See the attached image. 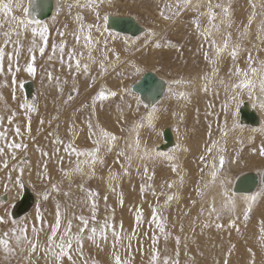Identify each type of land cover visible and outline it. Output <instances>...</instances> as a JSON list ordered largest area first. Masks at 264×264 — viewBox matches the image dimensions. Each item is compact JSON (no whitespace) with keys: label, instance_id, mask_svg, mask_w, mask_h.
<instances>
[{"label":"snow or ice","instance_id":"snow-or-ice-1","mask_svg":"<svg viewBox=\"0 0 264 264\" xmlns=\"http://www.w3.org/2000/svg\"><path fill=\"white\" fill-rule=\"evenodd\" d=\"M111 2L112 0H58L56 16L66 13L74 27L70 28L69 23L63 24L62 29H55L57 39L50 42V26L33 14L31 0H0V77L5 78L4 87L9 86V76L12 85H15L16 75L21 71L36 78L39 67L41 79H46L49 85L55 87L64 106H70L80 94L77 87L79 78L89 81V88L99 85L88 102L76 109L77 113L89 110L82 123L87 129L86 138L92 145L90 148L77 146L76 138L84 129L78 128L74 117L67 123L66 135L61 136L58 115L47 121L44 138L48 143L43 147L37 144L32 129L33 114H38L39 111L35 97L31 103L28 100L20 103L19 111L8 109L5 105L4 111L10 114H0V173L4 174L5 192H10L11 188L17 186L23 189L25 174L31 176L35 169L36 176L44 185L40 200L47 202L52 198L55 201L51 212H46L42 203L37 202L31 223L17 219L14 212L9 211L14 205L4 207V202H0V226H4L0 229V264H89V258L85 256L86 244L101 251L110 247L111 264H136L137 252L142 258V264H181L182 247L185 250L183 254L188 255V234L185 233L184 224L170 222L168 213L173 202L181 199L180 192L185 187L188 176L178 163L179 153H186L189 149L178 144L174 154L166 155L154 153L146 145L142 147L140 129L145 127V121L148 127L152 126L157 114L155 105L146 114L139 115L130 122L127 137H121L105 130L98 123H93L98 105L103 106L114 98L119 97L122 102L117 107L119 119L124 122H128L125 109L129 115L139 113L141 104L140 99L136 98V106L133 108L131 103L125 101L124 90H111L102 83L110 70L115 71L116 64L121 60L120 54L109 47V40L116 36L108 32L107 15H101L102 6ZM248 4L251 12L247 22L240 25H235L231 0H162L158 8L159 18L173 24L185 12L195 13L190 24L193 34L200 39L199 50L207 64V69L200 75L202 85L199 91L218 99L220 92L213 85H219L225 94V99L220 104V113L215 111L216 105L213 102L209 101L206 105V118H217L222 114L225 119L222 127L217 124L218 138H213L214 120L207 123V141L197 164L200 175L193 185L195 198H189L192 208L199 203V210L189 224V233L192 235L196 234L197 227L201 230L200 234L207 229L215 228L220 231L225 227L239 232V222L242 220L247 224L252 203L258 195L242 198L246 207L241 214H238L239 204L235 193L227 189L221 192L219 207L214 196L207 198L212 187L219 184L223 188L221 177L227 160L221 140L229 134L227 116L230 103L238 102V97L247 93L248 98L254 101L253 107L258 103L259 108L264 111V59L253 55L254 50L258 51L264 45V0H261L259 8L254 0H248ZM201 17L207 19L204 26ZM254 24L256 42L252 43L250 49H246L243 41L251 35L250 29ZM234 25L237 28L236 42H232L230 31ZM222 29L225 31L222 32ZM219 35H223V40L218 43L216 37ZM158 36L156 31L147 30L144 46L153 44L155 48L176 47L170 41H164L162 45V37L157 39ZM245 54L246 67L242 68L239 61ZM225 56L231 59L232 65L227 71V80L220 76V66ZM38 60L43 63H38ZM57 65L59 74L54 75L53 70ZM131 68L137 73L140 71L134 64ZM69 85L65 96V88ZM174 86L187 89L194 87V82L181 78L168 84L170 97L177 102L183 101L184 107L191 104L195 93L175 91ZM0 100H3L2 95ZM144 107L148 109L149 105L145 104ZM45 123L43 118L39 120L41 130L45 129ZM120 131L124 132L125 129L121 127ZM260 131L264 132V128ZM121 140L124 142L122 148L118 147ZM30 145L41 157L35 165L29 157ZM111 153L115 155L113 165H119V170L114 171L108 166L107 191L101 195L99 191L86 187L85 180L94 177L98 167L101 170L106 167L105 156ZM259 155L264 157V147L259 150ZM160 157L172 161L171 171L178 179L165 181L160 185V191H157L153 183L155 172H150L149 164H154ZM52 162H55L60 174L58 181H53L50 175L49 164ZM65 163L69 167H64ZM134 165L136 175L144 181L139 186V192L141 200L148 203L150 213L145 215L143 203L134 205L129 209L133 213L132 226L125 228L123 220L116 221L115 209L108 201L110 194L115 195L119 205L124 206V194L118 189L125 178L131 179ZM74 176L81 178L82 182L77 188L82 195L72 200L70 192L64 191L63 195L67 199L62 203L56 197L62 192L63 182H71ZM146 194L154 198V203L146 201ZM101 200L104 204L102 218ZM189 215L190 211H183L180 220ZM226 215L228 221L225 225L223 220ZM161 241L163 248L160 247ZM169 242H174L173 253H169ZM235 247V244L231 245L222 264H230L228 257ZM259 250L264 253V225L260 227ZM247 252L250 256L248 264H257V252L251 247ZM145 256L147 259L143 260ZM91 264H96V261L92 260Z\"/></svg>","mask_w":264,"mask_h":264},{"label":"rangeland","instance_id":"rangeland-1","mask_svg":"<svg viewBox=\"0 0 264 264\" xmlns=\"http://www.w3.org/2000/svg\"><path fill=\"white\" fill-rule=\"evenodd\" d=\"M162 0H112L110 4H105L101 8V15L104 16L105 14H115L116 16H135L137 20L146 28L152 29L156 31L159 36L157 39H161V43L163 45L164 41H170L172 44H174L176 47H166L162 46L161 48H155L153 44H149L147 47L144 46L145 37H142L141 39H138L134 42H127L125 40L115 38L109 40V47H112L120 54L121 60L119 63L115 66V71L110 70V73L108 75V78L106 79V82L110 85V82H115V86L119 88H127L128 86H131L134 84L139 75L143 73L139 71V73L135 72L134 69L131 68V65H136L137 68L140 70H146V71H153L159 78L164 77L168 79L169 81L175 80V79H193L195 76H199L202 74L203 70L207 69V64L203 59V54L199 50V43L200 39L196 37L193 34V28L190 24V20L195 18V13L192 12H185L181 15L180 18L176 20V22L173 24L172 22H165L161 20L158 16V8L161 6ZM233 6L236 8V11L233 14V18L235 21V25H240L241 23L247 22V17L251 12V7L248 4V2H242L241 4L237 5V3H234ZM19 14V13H16ZM61 20L55 21L54 23H48L50 26V42L53 39H57L55 29L61 28L63 24L69 23L70 28L74 27V25L71 24V18L66 16V13H62ZM94 18V17H90ZM201 23L202 26L206 25L207 19L206 17H201ZM233 26V28L230 30L232 32V42L237 41V28L236 26ZM224 30H222L223 32ZM219 40L222 42L223 35L217 36ZM255 30L253 27L251 28V35L243 41V46L246 49H250L252 43H255ZM262 46V50L258 51L257 55L259 58L264 57V45ZM207 49V46H205ZM256 53V50L253 51V55ZM110 58L111 57V54ZM245 56H242L239 64L240 66L246 67L245 63ZM114 59V58H113ZM121 61L127 62L125 64H122ZM24 61H21V64L23 65ZM38 63H43V61H39ZM231 59L227 56H225L222 60L221 66H220V74L223 73L224 75L227 74L228 69L231 67ZM118 73H123V75H118ZM53 74L57 75L59 74V67L57 65L56 69L53 70ZM42 72L40 68L38 67L37 70V76L36 78H32L27 75V73L21 71L20 73H17L16 75V84L12 85L11 83V77L9 76L7 79L9 81V86L4 87L3 81L4 77H0V95L3 96V100H0V114H4L5 116L10 114L8 112L4 111L5 105H7L8 109L18 110L19 111V104L22 103L24 100H28L30 103L33 101V98L35 97L38 100L39 104V111L38 114H33L32 117V129H33V135L36 137V143L40 146H45L48 141L45 140V143H43V140L45 139L46 130H47V121H49L53 116H59L60 120V133L61 136L64 137L66 132L67 123L71 121V118H75L76 124H80V127L84 129V131H87L86 126L82 123V120L84 119L87 114L77 113L75 109H77L82 103L88 102L91 95L96 92L97 85H93L91 88H86L87 83L89 81L79 78V87L80 94L75 98V100L72 102L70 106H64L62 104V98L59 96V93L56 91L54 86H51L48 84L46 79H41ZM162 79V78H161ZM30 81L33 84L34 92L29 96L25 97V93L21 90L20 84L24 81ZM70 88V85L65 88V96L67 95L68 89ZM13 92L15 95V99H13ZM93 92V93H92ZM92 93V94H91ZM131 94H133L130 91ZM91 94V95H90ZM90 95V96H89ZM134 95V94H133ZM245 93L242 94L243 97H245ZM125 98H128L129 96L127 94H124ZM137 97V96H136ZM135 98V97H134ZM225 99L219 95V98H215L213 96H205L206 103L204 106L207 105L209 101L213 102L216 105L215 111L217 113H220V104L221 101ZM128 103V101H126ZM133 102V108L136 106V101ZM175 105H178L177 100L174 98L173 101ZM172 102H163V103H157V114L156 119L153 121V124L151 127L147 126V121H145V127L140 129V134H142L143 142L151 143L152 141L156 140L157 133L162 127H168L173 126L176 128V131L180 134V136L186 137L188 141L190 142L191 147L194 149L195 154L192 156V160H194L191 168L189 169L188 176L186 178V181L189 183V189L185 186L183 188L182 194H180L181 199L178 202H173L171 209L169 210V219L171 221H177L182 222L185 227V233H189V224L192 219V217H195L198 210H199V203L196 205L195 208H192L190 205V197L195 198V193L193 191V185L195 184L196 180L199 178V171H198V160L200 154L203 152L205 143L207 141V129L199 130L201 128H205L204 125L196 122V128L197 130L194 132L190 129V122L192 121V114L194 110L200 109L198 98H195L193 106L190 108V111L188 113H180L177 110V106L174 108L172 107ZM122 102L119 100H115L112 103L99 106L98 107V117L102 121L103 125H105L107 128H109L112 132L115 134L123 137L125 132L127 131L130 122L134 118H138L139 115L146 114L148 109H145L143 105L140 104L139 113H133L132 115H129L128 110L125 109V118L128 122L121 121L119 119V111H118V105H120ZM59 109V111H57ZM75 111V114L73 112ZM175 113V115H173ZM239 114V107L233 109V107L230 106L229 114L227 116V121L231 120H240ZM202 112L198 111L197 116L193 118V121H197V119H201ZM181 116L183 119L181 120ZM257 116V115H256ZM113 117V118H112ZM43 118L45 120V129L41 130L39 125V120ZM118 118V121L115 119ZM224 116L221 114L217 118L213 117H205L206 125L210 120H214L213 122V138H218L219 133L217 132V124L219 126H223L224 124ZM258 119V117H257ZM259 123V121H258ZM234 124V122L231 123ZM200 125V127H198ZM55 126V122L53 124V127ZM123 127L125 129L124 132H121L120 129ZM241 127L247 129L252 128L248 125H241ZM39 128V130H38ZM151 130V131H150ZM204 131V132H202ZM85 134V135H84ZM83 140L80 142V145L82 146H88L91 145V142L87 140L86 132L82 133ZM162 139V135H161ZM163 141V139H162ZM198 141L204 142L202 145V148L198 149ZM44 144V145H43ZM237 146H241L238 149V161L237 163L241 162V166L238 167V170H235V168H228L227 165H225L223 174L221 179L223 180V188L220 187L219 193H221L224 189H227L230 191L232 189L233 183L235 179H237L239 176L246 174V173H254L259 178V185L262 184L261 182V175L264 172V157H261L259 155V150L264 147V135H260V139L257 140V137L254 138V142L251 145L247 144H236ZM118 147H121V141ZM122 148V147H121ZM30 152L34 154V159L32 160L33 165L38 163L41 159L39 153L36 152L34 147L30 148ZM111 156L107 154L106 160V167L102 170H106L108 166L114 167L116 166V171L119 170V165H113V161L115 159L114 153L110 154ZM227 158V156H226ZM112 159V160H111ZM250 162H255L256 168L252 169V165H246ZM171 163L172 161H168L166 159L163 160H157L156 164L150 163L149 169L150 172H155V178H154V186L156 187L157 191H160V185L163 184L165 181H171V179L175 176V174L171 171ZM51 166H54L56 168L55 162H52L49 164V168ZM247 167V168H246ZM195 169V171H194ZM57 170V168H56ZM226 170L231 173V177H226ZM35 169L33 171V174L31 176H28L27 173L24 176V183L25 179H28L27 186L25 184V188L27 187L29 190H33V192H42L44 189L43 183L40 181V179L35 174ZM15 175V174H14ZM53 181H58L59 175L51 174ZM231 179V187L227 186L226 180ZM99 178H90L86 180L87 187L99 191L102 194V187L99 183ZM94 181V183H92ZM142 179L136 175L135 173V167L133 168L132 177L131 179L125 178L121 182V186L118 189V191H122L124 194L125 204H129V206L124 209V207H121L118 205L116 211H115V218L116 221H120V217L117 219L118 216H121L123 213H126L128 219L124 222L125 228H130L132 226L133 221V213L129 210L136 204L143 203L145 215L148 216L150 213V209L148 208V203H145L141 200L140 192H139V186L141 183H143ZM4 183V174L0 173V202L4 196L6 197L9 193L12 197V200L7 203V205H4V207H7L9 204L14 205V208H9V211L14 212L15 217L19 220H27L29 223L32 222L33 216L35 213L34 208V200L31 207L26 210L24 213H17L18 208L21 207V199L24 194V188L20 189L18 186L11 188L10 192H5L3 188ZM69 183H71V187H69ZM80 184V181L78 179H73V181L69 182L68 180H65L62 184V192L59 196L56 197L60 202H65L66 197L63 195L64 191H68L71 194V199L75 200L78 196L82 195L77 185ZM31 188V189H30ZM27 192L30 194L31 192L27 190ZM258 194V195H257ZM55 195V194H54ZM257 195V199L255 202L252 203V211L250 213V219L247 222V224H242V229L237 232L235 230L228 231L226 228V233L217 232L215 233V228L204 230L203 234H200V228L197 227L196 234L192 235L191 233L188 234V244L189 247L187 249L188 254L193 248H198L197 250L200 252L201 256L204 258L213 261L218 260L219 264H222L223 259L225 258L228 249L226 245L229 241L231 243L232 239H236L238 242V245L240 248L244 249L247 247L248 243L254 242L256 237L250 236L246 238L244 236V232H248V227L255 223L257 220L259 224V227L256 228L254 224V229L251 232H256L260 234V227L264 224V214L261 212L260 207L262 205V202L264 201V188L261 190V187H257V192L254 194ZM32 196V194H31ZM34 199V196H32ZM147 202L154 203V198L150 194H146L145 197ZM163 200V197H161V201ZM42 208L46 210V212H51L54 206L55 201L50 198L47 202H42ZM103 201L101 200L100 208H104V204H102ZM109 205H115L118 203V197L115 195H109ZM124 204V205H125ZM33 206V207H32ZM207 207V205H206ZM190 211L189 217L183 218L182 221L180 220L181 213L183 211ZM104 212V210H103ZM189 221V224H188ZM228 217L227 215L224 217L223 222L225 225L227 224ZM4 226H0V229H3ZM176 231V230H174ZM239 234L238 233H241ZM163 241H161L160 247L163 248ZM208 247V251L206 254L202 253V250L204 247ZM147 247V244L145 245ZM169 250L174 252V242H169L168 244ZM181 253L183 255L184 249L181 248ZM223 250H225V253H223ZM235 249H232L231 255L228 257L230 260V264H248V261L250 259L249 253L242 254V252L239 251V254L236 257L234 252ZM139 254V253H138ZM181 255V260H182ZM188 259L191 261L199 262L200 257L198 256H188ZM264 264V260H263Z\"/></svg>","mask_w":264,"mask_h":264},{"label":"bare ground","instance_id":"bare-ground-1","mask_svg":"<svg viewBox=\"0 0 264 264\" xmlns=\"http://www.w3.org/2000/svg\"><path fill=\"white\" fill-rule=\"evenodd\" d=\"M248 2V0H231V3L232 5L234 3H237V5L241 4L242 2ZM33 2L34 0H31V6L33 5ZM53 2V11H52V14H51V17H49L48 19H45L43 20V22H47V23H54L55 21H58V20H61V15L62 13L59 15V16H56V13H57V2L58 0H52ZM195 2V0H194ZM213 2H216V0H213ZM254 2L257 4L258 8L259 6L261 5V0H254ZM204 10V9H202ZM236 11V8L233 6V14L234 12ZM34 14V13H33ZM107 16H113L115 17L116 15L115 14H105ZM56 16V19L53 20V17ZM131 17V16H130ZM132 18L137 22V24L139 26H141L143 28V31L142 33H140L139 35L137 36H130V35H124V34H120V33H117L115 31H112L111 29H109L107 27V24H106V27L108 29V32H111L113 34H115V36L119 39H122V40H125L127 42H134L138 39H141L142 37H145V34H146V31L149 30L148 28L144 27L138 20L135 16H132ZM254 30L255 29V24L252 26ZM224 30V29H222ZM225 31V30H224ZM250 32H251V29H250ZM105 35H107V33H105ZM218 43L221 42L219 40L218 37H216ZM262 49V46L259 47V50L260 51ZM258 51H256V53L254 54V56L257 55ZM260 59H264V57L260 58ZM122 64H125L124 61H121ZM245 68V67H243ZM143 73L141 75H139L138 79L139 80L142 75L146 72H152L154 73L153 71H146V70H140V72ZM155 74V73H154ZM156 75V74H155ZM157 76V75H156ZM220 76L224 77L226 80H227V75H224L223 73L220 74ZM158 77V76H157ZM108 78V76L105 78L104 81H102V83H104L109 89L111 90H117V89H122L124 90L123 94H127L129 97L128 98H125V101H128V103H131L133 104L132 101H136V98H139V96L135 93H133L131 91V86H128L127 88H119V87H116L115 86V82L111 81L110 82V85L106 82V79ZM159 78V77H158ZM162 78V79H161ZM160 79L164 82V87H163V95L162 97L159 99V101H157L156 103H153V104H150V103H143L141 100V105H149V108H148V111L151 110V106L152 105H157V103H163V102H172L174 98L170 97L169 95V92H168V84H169V80L164 78V77H161ZM192 81L194 82V87L192 88H183L181 86H174V90L175 91H192L195 93V95H193L192 97V103L187 105L186 107L183 106V101H180L178 102V105H175L174 102H172V107H176L178 112L180 113H188L190 111V108L193 106L194 104V101H195V98L197 97L198 98V101H199V105H200V109L199 111L202 112V115H201V119H202V123L200 122L199 119H197V121H193L195 115L197 116V110H194L193 114H192V121L190 122V129L193 130L194 132L197 130L196 128V122L202 124L205 126V128H201L200 125L198 127H200L201 129L199 130H206L207 129V125H206V122H205V111H206V106L205 103H206V100H205V94L200 92L199 89L202 85V81L200 80V77L199 76H195ZM28 83H31L30 81H24V82H21L20 84V88L21 90L24 92V85L25 84H28ZM32 84V83H31ZM22 85V87H21ZM79 85V80H78V84ZM33 86V84H32ZM98 86L96 87V89H98ZM213 87H216L219 92H220V95L222 98L225 97V94H224V91H223V88H221L219 85H213ZM86 88H89L88 87V83L86 85ZM97 91V90H96ZM130 91L134 94H131ZM34 92V87H32V93ZM25 93V92H24ZM93 93V92H92ZM91 93V94H92ZM90 94V95H91ZM245 97H243L242 95L238 97V102H231L230 103V106L233 107V109H235L236 107L238 108L239 107V116H240V120L238 122V120H231L228 122V128H229V134L226 138H224L223 140H221V146L226 150L225 151V156H227L226 160H227V167L228 168H235V170H238V167H240L242 164L241 162L237 163L238 159V149L241 147V146H237L236 144H240L241 145L243 144H247V145H251L253 144L254 142V138L257 137V140L260 139V135H264V132L260 131L261 128H264V111H262L260 108H259V104L257 103L256 107H253V103L254 101L253 100H250L248 98V95L247 93H245ZM89 95V96H90ZM93 95V94H92ZM137 96V97H136ZM135 97V98H134ZM140 99V98H139ZM115 100H119V97L117 98H114L113 100L111 101H108V102H105L104 105L106 104H109V103H112L113 101ZM120 102V100H119ZM99 107V105H98ZM98 107L96 109V113H95V116L93 117V123L96 124L98 123L102 128H104L105 130H108V131H111L109 128H107L105 125H103L102 121L99 119L98 117ZM76 111V109H75ZM75 111L73 112V114H75ZM88 111L89 110H84L83 111V114H88ZM242 113H245L246 115H248L247 117H242L241 114ZM257 115V116H255ZM255 116V117H254ZM258 117V119H257ZM76 118V117H75ZM113 118V117H112ZM116 121H118V118L115 119ZM259 121V123H258ZM234 122V124H232L231 126V123ZM54 124V122H53ZM241 125H248L252 128H243L241 127ZM78 128H81L80 127V124H77ZM130 126V125H129ZM129 128V127H128ZM164 129H169L170 132H171V135H172V143L171 145L168 147V148H165V149H161V145L164 144V142L162 141L161 139V135H162V131ZM234 129V130H233ZM39 130V128H38ZM255 130V131H254ZM151 131V130H150ZM202 131V132H204ZM66 132V131H64ZM83 132H86V135H87V131H83ZM80 133V135L76 138V143H77V146H79L80 148H90L92 147V145H86V146H82L80 145V142L83 140V137H82V133ZM61 134V133H60ZM66 135V134H65ZM85 135V134H84ZM128 136V131L125 132L124 136L123 137H127ZM142 134H140V140H141V145L142 147L143 146H147L148 148L150 149H153L154 150V153L155 152H160V153H163V154H166V155H172L174 154V149H176V146L179 144L181 145L182 147H187L189 149L188 152H180L179 153V156H180V159L178 161V163L180 164V166L185 170V172L187 173L189 171V169L191 168L194 160H192V156L195 154V151L194 149L191 147L190 145V142L188 141V139H186V137H181L180 134L176 131V128L173 126H168V127H162L160 128V130L158 131L157 133V137H156V140L152 141L151 143L147 142H143L142 140ZM43 143H45V139L43 140ZM198 149L202 148V145L204 144V142H199L198 141ZM44 145V144H43ZM32 146L30 145V148ZM121 147H124V142L123 140H121ZM36 154V152H35ZM109 157L111 156L110 154H108ZM29 157L31 159V161L34 159V154L29 152ZM107 158V155L105 156V159ZM164 158L163 157H160L158 158L157 160H163ZM112 160V159H111ZM157 160L154 164L157 163ZM235 161V162H233ZM246 165H252V169L256 168V165H255V162H250L249 164H246ZM64 167H69V165H67V163H65ZM135 167V165H134ZM114 171H116V166L112 167ZM247 168V167H246ZM50 173L51 174H56V175H59L58 177V180L60 179V174L59 172L56 170V168H54V166H51L50 168ZM195 171V169H194ZM249 174H252V173H246V174H243L241 176H239L237 179H235L234 183H233V186H232V189H230L229 192H232V193H235V196L238 200V204H239V207H238V214H241L242 212V209L244 207H246V204L244 203L243 201V197L245 196H250V195H254L256 192H257V188H255L257 185H255V187L253 188H248V185H251L249 184V182L251 181L250 179H247V180H244L243 178H248L250 177ZM226 177L229 178L231 177V173L229 171L226 170ZM93 178V177H92ZM94 178H99V183L101 184V187H102V194H105L106 191H107V186H108V173H107V169L105 170H101L99 167L97 168V172H96V175L94 176ZM73 179H78L80 181V183L82 182L81 181V178L79 176H74ZM72 179V181H73ZM178 177L175 175L171 180H177ZM28 179H25V184L27 186L28 182H27ZM87 180V179H86ZM86 180H85V183H86ZM94 183V181L92 182ZM226 183H227V186L228 187H231V179H227L226 180ZM87 185V183H86ZM185 186L187 187V189H189V183L186 181L185 183ZM258 186L261 187V190H263L264 188V184H258ZM257 186V187H258ZM87 187V186H86ZM31 189V188H30ZM246 189V190H244ZM252 189V190H251ZM30 191V195L32 194V196H34V208L33 210L35 209V205L38 201H41L40 200V193H37V192H33V190H29L27 187L25 188L24 187V192L26 191L27 192ZM219 190H220V185L217 184L216 186L212 187L208 193H207V198L208 199H211L213 196L216 198V201H217V207H219V203L222 199L221 197V193H219ZM184 190L182 189L180 194H182ZM11 193H9L6 197L4 196V198H2L1 202H4V205H7V203H9L11 200H12V197L10 196ZM103 204V203H102ZM119 205V203H116L115 205H111L115 211L116 209L118 208L117 206ZM207 204H205V207H206ZM129 206V204H125L123 207L124 209L126 210V208ZM33 207V206H32ZM104 208H100V217L102 218L103 215H104V212H103ZM260 210L261 212L264 214V201L262 202V205L260 207ZM120 217V220H123L124 222L128 219L126 213H123L121 216H118L117 219ZM244 224V222L241 220L239 222V226H240V230L242 229V224ZM188 224H189V221H188ZM254 224H255V227L258 228L259 227V224L258 221L256 220L255 223H253L252 225H250L248 227V232H244V236L246 238L250 237V236H254L256 237L255 241L254 242H250L248 243L247 247L242 249L239 247L238 245V242L236 239H232L231 243L228 241L227 242V245L226 247L227 248H230L231 245L235 244L236 245V251L234 252L235 256L237 258L238 254H239V251L242 252V254H247V249L249 247H251L254 251L257 252V264H263V260H264V253H261L260 250H259V235L258 233L256 232H251L253 229H254ZM264 225V224H263ZM189 226V225H188ZM185 228V227H184ZM228 231H231V230H235V229H228L227 227H225ZM226 229H223V230H220L219 232H222V233H226ZM218 231L215 229V233H217ZM243 232L241 233H238L239 234H242ZM187 234H189L187 232ZM198 248H193L190 253L188 254V256L190 257L191 255L192 256H198L200 257L199 259V262H194V264H217L218 260H208L206 258H204L203 256H201L200 252L197 250ZM182 250V249H181ZM208 251V247H204L203 250H202V253L203 254H206ZM169 253H172L171 250H169ZM223 253H225V250H223ZM136 255V264H142V258L140 256V254L135 253ZM85 256L89 258V264H91V261L92 260H95L96 261V264H111V260H110V247H106L103 251L99 250V249H96L94 248L93 246H91L90 244H86V247H85ZM147 257L145 256L143 258V260H146ZM238 259V258H237ZM181 264H193V261H191L190 259H188L187 256H185L184 254L182 255V260H181Z\"/></svg>","mask_w":264,"mask_h":264},{"label":"water","instance_id":"water-1","mask_svg":"<svg viewBox=\"0 0 264 264\" xmlns=\"http://www.w3.org/2000/svg\"><path fill=\"white\" fill-rule=\"evenodd\" d=\"M33 13L37 19L41 21L51 17L53 11V2L52 0H34L32 5ZM108 20L106 22L107 27L112 31H115L120 34L137 36L142 33L143 28L137 24V22L130 16H107ZM32 84L28 83L24 85L25 97H29L32 94ZM164 82L158 78L152 72H146L142 77L137 80L132 86L131 91L137 94L140 100L143 103H156L163 95ZM241 116L247 117L245 113H242ZM256 116V115H255ZM254 116V117H255ZM162 139L164 144L161 145V149L168 148L172 143V135L169 129H164L162 131ZM250 177L243 178L244 180L250 179L247 189L253 188L255 185L258 186L259 178L256 174H249ZM249 181V180H247ZM261 182L264 184V172L261 175ZM257 186L255 188H257ZM246 190V189H244ZM252 190V189H251ZM21 207L18 208L17 213H24L28 210L33 204V197L28 193L24 192L21 199Z\"/></svg>","mask_w":264,"mask_h":264}]
</instances>
